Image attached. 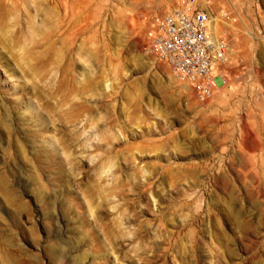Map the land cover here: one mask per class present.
<instances>
[{
	"label": "rangeland",
	"instance_id": "obj_1",
	"mask_svg": "<svg viewBox=\"0 0 264 264\" xmlns=\"http://www.w3.org/2000/svg\"><path fill=\"white\" fill-rule=\"evenodd\" d=\"M157 1L0 0V264H264L238 112L150 53ZM195 5L264 98V0Z\"/></svg>",
	"mask_w": 264,
	"mask_h": 264
},
{
	"label": "built area",
	"instance_id": "obj_2",
	"mask_svg": "<svg viewBox=\"0 0 264 264\" xmlns=\"http://www.w3.org/2000/svg\"><path fill=\"white\" fill-rule=\"evenodd\" d=\"M195 2L180 0L177 7L153 17L146 35L150 53L206 101L227 82L213 72L227 62L229 48L225 39L213 36L209 13Z\"/></svg>",
	"mask_w": 264,
	"mask_h": 264
},
{
	"label": "crops",
	"instance_id": "obj_3",
	"mask_svg": "<svg viewBox=\"0 0 264 264\" xmlns=\"http://www.w3.org/2000/svg\"><path fill=\"white\" fill-rule=\"evenodd\" d=\"M178 5V0H158L153 12L157 11L158 14H163ZM239 29H242V25ZM239 29L236 28L240 31ZM239 37L243 40L242 36L239 35ZM240 48L245 50V46ZM241 56L240 59L246 58L245 54ZM231 57L227 58L228 64H222L213 72L214 76H224L227 81L224 86L219 88V93L216 96H218V100L222 97L220 93L224 95L227 92L225 96L227 111L238 112L234 116H239V123L241 124L239 182L243 185L244 190H252L254 183L262 181L259 176H264V98L259 97L253 91L254 84L249 80L248 65L245 64L241 67L239 66V57H234L237 60H232ZM231 62L233 63L232 66L229 65ZM231 122L232 125L234 120L232 119ZM250 175L255 176V181L248 178Z\"/></svg>",
	"mask_w": 264,
	"mask_h": 264
},
{
	"label": "bare ground",
	"instance_id": "obj_4",
	"mask_svg": "<svg viewBox=\"0 0 264 264\" xmlns=\"http://www.w3.org/2000/svg\"><path fill=\"white\" fill-rule=\"evenodd\" d=\"M213 21H215V19H213ZM213 21H212V22H213ZM214 25H215V24H214ZM214 25H213V26H214ZM213 32H214V28H213ZM213 32H212L213 36L216 37V35H214L215 33H213Z\"/></svg>",
	"mask_w": 264,
	"mask_h": 264
}]
</instances>
